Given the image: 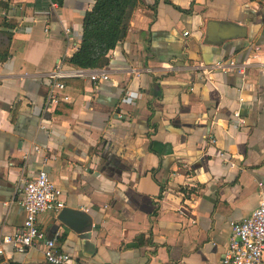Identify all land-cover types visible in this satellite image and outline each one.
Instances as JSON below:
<instances>
[{"label":"crops","instance_id":"crops-1","mask_svg":"<svg viewBox=\"0 0 264 264\" xmlns=\"http://www.w3.org/2000/svg\"><path fill=\"white\" fill-rule=\"evenodd\" d=\"M94 2L9 0L0 14V264H48L41 242L25 253L2 244L23 226L19 189L40 170L65 208L90 216L84 234L61 212L38 217L74 261L219 263L231 223L264 201V70L250 85L234 72L204 81L195 67L264 53V0H140L100 68L110 80L68 79L70 101L47 108L46 75L78 50ZM213 22L241 36L208 42Z\"/></svg>","mask_w":264,"mask_h":264},{"label":"built area","instance_id":"built-area-1","mask_svg":"<svg viewBox=\"0 0 264 264\" xmlns=\"http://www.w3.org/2000/svg\"><path fill=\"white\" fill-rule=\"evenodd\" d=\"M8 1L0 0V14ZM71 34L70 29L64 31L67 41L73 40ZM195 68L201 71L204 81H210V76L217 71L224 74L234 72L246 84L251 85L256 82L254 73L264 70V53H261L259 48H255L254 52L250 53L243 61L229 58L210 66L199 64ZM46 76L50 82L46 101L47 108L56 107L61 102L70 101V97L63 93L66 89L65 81L68 79L89 78L94 85L110 80L109 72L105 69H96L87 74L85 70L67 69L63 63H58L56 68ZM131 98L133 96L129 92L125 100L128 101ZM241 101L243 100L241 99ZM234 116L240 125L245 124V120L240 113H235ZM210 142L215 143V139L211 138ZM39 151L40 147L35 146L27 157ZM221 157L224 158V153H221ZM231 165L234 164L231 163ZM19 193L22 195L21 205L24 208L26 218L21 228L17 229L12 235L3 238L2 244L11 245L18 253H25L41 242L43 244V254L48 264H85L74 261L70 254L59 248L56 238H49L47 233L38 226L40 215L48 212L60 213L66 207L62 200V190L50 178L49 174L45 170H40L33 179L24 181ZM0 255H3L1 249ZM216 264H264V201L250 216L231 223L227 252L222 261Z\"/></svg>","mask_w":264,"mask_h":264},{"label":"trees","instance_id":"trees-1","mask_svg":"<svg viewBox=\"0 0 264 264\" xmlns=\"http://www.w3.org/2000/svg\"><path fill=\"white\" fill-rule=\"evenodd\" d=\"M63 6L64 0H52ZM140 0H95L83 21V35L76 53L64 62L67 69L104 68L108 55L126 39L130 20ZM192 14V11H186ZM60 104V103H59ZM144 238V237H143ZM143 244L142 240L139 245Z\"/></svg>","mask_w":264,"mask_h":264},{"label":"water","instance_id":"water-1","mask_svg":"<svg viewBox=\"0 0 264 264\" xmlns=\"http://www.w3.org/2000/svg\"><path fill=\"white\" fill-rule=\"evenodd\" d=\"M213 24L216 27L215 29L216 31L215 33H212L213 31L210 30V27L212 26V24H209V27L207 30L208 42H211L213 44H219L235 36L236 37L241 36L239 33H236L233 35L230 32L231 28L237 29V27H234L230 23L213 22ZM227 30H230L229 34H227L226 32ZM218 34H222V35L217 36ZM215 40L218 42H215ZM58 220L61 223L65 224L70 229L78 232L79 234H84L88 231L87 229L89 227V222L91 219H90V216L84 212H81L76 209L65 208L59 214Z\"/></svg>","mask_w":264,"mask_h":264}]
</instances>
